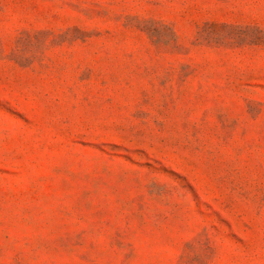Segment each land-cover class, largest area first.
I'll list each match as a JSON object with an SVG mask.
<instances>
[{
  "label": "rangeland",
  "instance_id": "obj_1",
  "mask_svg": "<svg viewBox=\"0 0 264 264\" xmlns=\"http://www.w3.org/2000/svg\"><path fill=\"white\" fill-rule=\"evenodd\" d=\"M0 264H264V0H0Z\"/></svg>",
  "mask_w": 264,
  "mask_h": 264
}]
</instances>
